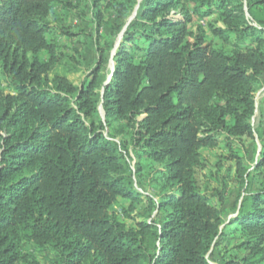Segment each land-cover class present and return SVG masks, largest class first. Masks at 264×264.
<instances>
[{
  "label": "trees",
  "instance_id": "trees-1",
  "mask_svg": "<svg viewBox=\"0 0 264 264\" xmlns=\"http://www.w3.org/2000/svg\"><path fill=\"white\" fill-rule=\"evenodd\" d=\"M73 1L0 0V264H42L32 246L49 264H211V250L218 264H264V129L252 125L264 0H112L123 23L136 14L109 76L97 42L81 85L55 72L62 59L83 65L52 36L55 4ZM211 14L220 47L188 28ZM229 181L242 198L227 218ZM120 199L133 224L112 209Z\"/></svg>",
  "mask_w": 264,
  "mask_h": 264
},
{
  "label": "rangeland",
  "instance_id": "rangeland-1",
  "mask_svg": "<svg viewBox=\"0 0 264 264\" xmlns=\"http://www.w3.org/2000/svg\"><path fill=\"white\" fill-rule=\"evenodd\" d=\"M112 0H74L72 5L65 11L59 3L54 6V17L55 21L52 23V27L55 30L53 38L58 45L59 52L65 55L80 54L79 58L83 61V65L77 72L71 71V65L68 64L66 58L62 59L61 63L56 67L55 72L67 76L75 85H81L85 78L91 71V66L95 64L98 58V51L96 50L97 42L99 47L107 49L108 63L103 67L102 75L107 78L113 67L112 55L116 52L121 42V30L124 29L125 23L132 20L137 11V5L133 9L130 15H128L123 23L122 20H118L113 11L109 8V3ZM186 9H191L192 4L190 2L185 4ZM95 9H98L102 15V22L99 28L96 26ZM246 9V8H245ZM174 13V11H171ZM195 16V15H194ZM249 18V21L252 20ZM122 24V26H121ZM208 24L216 26H222L216 15H207L205 19H198L196 16L193 17L192 22L188 25L189 30L197 31L198 27H201L205 31V37L207 42H210L215 47H220L222 42L217 41L213 38L212 34L208 29ZM253 24V23H251ZM121 26L119 32H116L118 26ZM255 25V23L253 24ZM68 32V33H64ZM223 47L228 49L229 46L224 44ZM72 63V61H70ZM256 109L252 117V125L254 129H264V80L259 88L254 93ZM101 111V109H100ZM116 139V138H115ZM261 149L260 140L257 138L255 133L254 142L250 143L247 149L243 153L244 161L246 166H251L255 163L259 156ZM133 158V157H132ZM130 169L133 170V159H129ZM251 169V168H250ZM264 173V168H263ZM134 187L137 191L153 196L151 188L146 183H138L134 179ZM212 187H219L218 183L213 182ZM247 188L251 191L255 189L254 185L250 182ZM225 202L221 209L222 215L227 218L236 214L241 204L240 189L239 186H235L229 181L227 185V193L225 194ZM154 200H157L156 196H153ZM215 201V199H214ZM216 202V201H215ZM145 203V202H144ZM126 206V200L120 199L118 204L114 205L112 209L117 211L120 218L127 225L133 224L129 219L123 217L122 206ZM154 214V212H153ZM33 251L36 258L42 264H49V260L52 259V254L45 250H38L33 246L30 248ZM212 251V252H211ZM210 254L207 255L208 261L211 264H218L216 250H211Z\"/></svg>",
  "mask_w": 264,
  "mask_h": 264
}]
</instances>
